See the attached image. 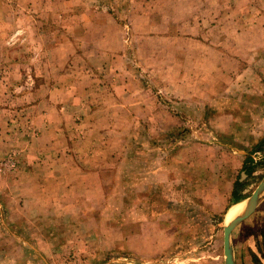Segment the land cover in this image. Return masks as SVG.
Wrapping results in <instances>:
<instances>
[{"label": "rangeland", "instance_id": "obj_1", "mask_svg": "<svg viewBox=\"0 0 264 264\" xmlns=\"http://www.w3.org/2000/svg\"><path fill=\"white\" fill-rule=\"evenodd\" d=\"M263 180L264 0H0V264H225Z\"/></svg>", "mask_w": 264, "mask_h": 264}, {"label": "water", "instance_id": "obj_2", "mask_svg": "<svg viewBox=\"0 0 264 264\" xmlns=\"http://www.w3.org/2000/svg\"><path fill=\"white\" fill-rule=\"evenodd\" d=\"M264 198V180L257 188L253 196L249 199V205L243 215L239 218L227 223L224 227V263L236 264L234 259V247L232 236L234 230L245 220L249 219L260 207Z\"/></svg>", "mask_w": 264, "mask_h": 264}, {"label": "bare ground", "instance_id": "obj_3", "mask_svg": "<svg viewBox=\"0 0 264 264\" xmlns=\"http://www.w3.org/2000/svg\"><path fill=\"white\" fill-rule=\"evenodd\" d=\"M249 205L248 199H242L240 201H236L234 204L230 206L226 214V222L230 223L231 221L239 218L245 212L246 208Z\"/></svg>", "mask_w": 264, "mask_h": 264}, {"label": "crops", "instance_id": "obj_4", "mask_svg": "<svg viewBox=\"0 0 264 264\" xmlns=\"http://www.w3.org/2000/svg\"><path fill=\"white\" fill-rule=\"evenodd\" d=\"M29 179H33V176L31 174H28Z\"/></svg>", "mask_w": 264, "mask_h": 264}, {"label": "trees", "instance_id": "obj_5", "mask_svg": "<svg viewBox=\"0 0 264 264\" xmlns=\"http://www.w3.org/2000/svg\"><path fill=\"white\" fill-rule=\"evenodd\" d=\"M237 201H240L239 199H237Z\"/></svg>", "mask_w": 264, "mask_h": 264}]
</instances>
